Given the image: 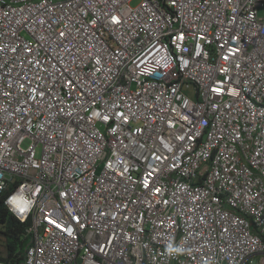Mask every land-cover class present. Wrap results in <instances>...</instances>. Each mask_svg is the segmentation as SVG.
<instances>
[{"label":"built area","instance_id":"built-area-1","mask_svg":"<svg viewBox=\"0 0 264 264\" xmlns=\"http://www.w3.org/2000/svg\"><path fill=\"white\" fill-rule=\"evenodd\" d=\"M0 205L19 264H264V0H0Z\"/></svg>","mask_w":264,"mask_h":264},{"label":"trees","instance_id":"trees-1","mask_svg":"<svg viewBox=\"0 0 264 264\" xmlns=\"http://www.w3.org/2000/svg\"><path fill=\"white\" fill-rule=\"evenodd\" d=\"M0 223L3 224V234L6 239V258L5 262L19 264L27 246L30 244V238L25 236L28 223L21 224L10 215H7L0 205Z\"/></svg>","mask_w":264,"mask_h":264},{"label":"rangeland","instance_id":"rangeland-1","mask_svg":"<svg viewBox=\"0 0 264 264\" xmlns=\"http://www.w3.org/2000/svg\"><path fill=\"white\" fill-rule=\"evenodd\" d=\"M136 4H137V1H134L133 4H132V6H135ZM27 146H28V142H23V143H22V147L25 148V147H27ZM38 151H39V149H38Z\"/></svg>","mask_w":264,"mask_h":264}]
</instances>
